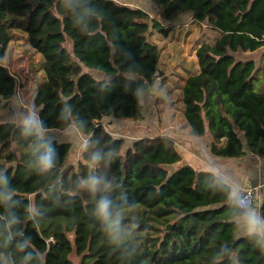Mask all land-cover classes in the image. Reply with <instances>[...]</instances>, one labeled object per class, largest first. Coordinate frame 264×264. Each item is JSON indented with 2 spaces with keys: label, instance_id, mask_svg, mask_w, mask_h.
Masks as SVG:
<instances>
[{
  "label": "trees",
  "instance_id": "16d2710c",
  "mask_svg": "<svg viewBox=\"0 0 264 264\" xmlns=\"http://www.w3.org/2000/svg\"><path fill=\"white\" fill-rule=\"evenodd\" d=\"M151 1L160 8L161 21L117 0H92L102 16L84 33L71 23L62 0H0V57L13 30L25 33L41 55L45 81L34 103L50 131L64 127L60 110L71 103L74 115L86 122L87 136L98 142L91 147L115 150L102 171L118 179L117 201L123 198L134 205L124 209V219L134 222L127 224L131 231L126 243L136 251L125 256L91 222L92 197L76 188L79 178L91 171L86 153L76 166L67 165L72 144L58 141V169L51 177H41L29 168L28 153L17 143L16 127L5 113L0 114V169L16 189L15 211L34 247L44 253V264H76L73 256L79 264H264V248L249 238L236 239L238 226L223 193L213 187V172L190 167L169 172L167 166L182 160L172 136L139 139L124 151L126 141L103 126L109 119L144 120L141 101L124 90L117 66L140 65L154 85L159 48L150 36H168L169 25L190 13L197 23L222 33L214 45L198 48L199 72L182 90L190 136H210V151L218 157H264V93L255 89L256 62H237L233 55L239 49L255 52L264 47V0ZM66 36L73 39L76 62L64 47ZM113 42L116 67L111 63ZM102 72L117 76L107 91L98 88ZM17 87L16 78L0 64V100L5 105ZM34 204L43 213L35 225L25 218L24 207ZM5 213L0 205V227ZM3 253L20 255L7 245L0 246Z\"/></svg>",
  "mask_w": 264,
  "mask_h": 264
},
{
  "label": "clouds",
  "instance_id": "9594fccd",
  "mask_svg": "<svg viewBox=\"0 0 264 264\" xmlns=\"http://www.w3.org/2000/svg\"><path fill=\"white\" fill-rule=\"evenodd\" d=\"M62 8L69 15L73 26L84 33L90 32L94 23L102 16V12L92 0H62ZM111 47L115 53L116 42H113ZM5 59L6 57H0V60ZM116 74L123 78L124 90L130 92L137 101H146L149 97L163 94V89L155 87L149 77L145 76L142 67L136 63H130L124 68L117 66ZM112 78L107 74L101 75L98 88L109 90L113 86ZM10 102L12 111L9 119L16 127L17 143L28 153L29 168L41 177L55 175L60 161L55 143H58L60 138L51 133L49 126L41 118L38 106L30 102L24 94L14 93ZM60 119L64 123L62 139H78L79 147L86 153L85 163L91 171L79 178L76 188L83 189L92 197L89 209L91 222L103 231L112 246L119 248L125 256L133 255L136 249L126 241L131 231L127 224L134 222L124 219V209L134 205L123 198L117 201L119 181L102 171L110 165L115 150L91 147L98 142L87 136L86 122L74 115L71 103L63 104ZM208 166L215 169L211 177L212 184L223 193L225 205L232 212L234 226H238V238H249L264 248V211L253 206L244 187L232 172L219 170L212 161L208 162ZM15 191L7 172L0 169V205L6 210L0 227V246L7 245L20 253L18 257H9L7 253H3L0 255V264H44V253L34 247L32 236L24 230L21 216L15 211L18 207ZM24 207L27 209L25 218L33 225L43 218L37 204ZM219 254L218 252L217 255ZM236 264H239L238 260Z\"/></svg>",
  "mask_w": 264,
  "mask_h": 264
},
{
  "label": "crops",
  "instance_id": "0c3cea01",
  "mask_svg": "<svg viewBox=\"0 0 264 264\" xmlns=\"http://www.w3.org/2000/svg\"><path fill=\"white\" fill-rule=\"evenodd\" d=\"M120 3H128V2L121 1ZM146 11H148V13L153 15V13H156V11L159 12L160 8H158L155 5L151 10H146ZM189 18H190V22H188L187 24L189 29L186 30L184 33H177V32L174 33L173 32L174 29L170 31L168 36H163L158 32H153L154 34L152 35L151 38V40L154 43H156L159 48V62L157 66L158 78L154 86L162 83L164 89H166V91H171V92L173 91L174 88H176V91H178L181 96V99L179 100L180 102L179 105H177L176 108L172 109V110L176 109L177 112L180 110L179 111L181 115L180 119L179 117L177 118V116L174 117L176 126L170 125L168 128L163 123H161L160 120L157 121V118H152V120L148 122L147 115L146 118H144V120H142L141 122H133L130 120L129 121L115 120V119H109L108 121L110 123L111 128L114 131L123 132L124 135L127 137H135L139 135L142 138H148V137L152 138L154 137L153 133L158 134L159 131L167 129L166 133L168 132V134L171 135L172 138L173 137L175 138L176 141L175 146H177L178 144L182 145L181 146L182 149L180 152L176 148L182 160L180 161L179 164L172 165L174 167L173 172L178 170L177 166L180 164H181L180 167L182 166L190 167L195 171L208 170L214 172L215 169L210 168L208 166V162L210 161L215 162L219 170L221 171L228 170L232 172L234 176L240 181V183L242 184L245 190L257 188L255 204L253 205L254 207H258L261 209V205L264 201V157L254 156L250 153H247V155L242 158L228 159V158L218 157L213 155L210 151V146L212 143L210 136H205L202 138H193L190 136L191 130L184 116L182 90L187 80L191 76L196 75L199 72V65H198L196 52L198 48L203 44L201 42L194 49L193 47H191V39H193V37L197 35V31L199 27L196 24L199 23L193 20L191 15H189ZM178 21L179 20H177L174 24H177ZM199 25L202 27L201 24ZM179 29L181 30V26ZM220 37L214 40L211 45H214L215 42ZM149 103L152 104V106H155V103H152L151 101ZM170 103L174 104V101H171ZM143 112H144V108H143ZM182 118H183L182 121L184 123H182L181 126L179 125L177 126L178 122ZM51 133L54 136L55 134L56 136H58L59 134L62 135L61 130L60 131L54 130L51 131ZM59 141L63 143H71L72 149L75 152V154L77 149L78 150L80 149L78 139H72L70 141H64V140H59ZM236 239H240L237 236V232H236Z\"/></svg>",
  "mask_w": 264,
  "mask_h": 264
},
{
  "label": "rangeland",
  "instance_id": "374dc122",
  "mask_svg": "<svg viewBox=\"0 0 264 264\" xmlns=\"http://www.w3.org/2000/svg\"><path fill=\"white\" fill-rule=\"evenodd\" d=\"M119 2L121 1H126L128 3H123L129 6H134V7H139L144 10H151L156 4L151 1V0H118ZM160 11H156V13H153L152 17H154L156 20L161 21V16L159 15ZM190 13L183 14L178 18V23L177 24H172L169 25L171 31L177 32V33H184L186 30L189 29L188 27V22H190L189 18ZM187 25V26H186ZM199 28L197 31V35L191 39V47L196 48L201 42L202 44H212L214 40H216L218 37L222 35V33L219 31L217 32L214 28H211L207 25H202V27L199 24H196ZM181 26V30L179 29ZM195 28V27H194ZM197 28V27H196ZM154 34V33H153ZM150 38H152V35ZM199 38V39H198ZM198 39V40H197ZM64 47L66 48L67 52L69 55L72 57L73 61H77L75 58V53H74V42L72 38H69L66 36V41L64 44ZM261 53L259 56V62H258V71L256 73V76H258L257 80L255 81V89L258 92H263L264 93V85H261V82H264V47L261 48ZM246 54H241L239 52L233 53L234 57L236 60H243L244 62L247 61L251 56V58H254L253 52ZM4 57H6L5 60H0V64L6 67L9 72L16 78L17 80V92H20L25 95V97L30 101L34 102V97L36 91H34V88L37 90L40 86L44 84L45 81V74L43 71L42 67V62L43 59L41 55L33 49L29 41L27 39V35L19 30H13L12 31V41L8 45ZM190 59V57H189ZM255 75V74H254ZM100 77L98 76V79ZM36 83V84H35ZM37 86V87H36ZM176 86V85H175ZM155 87L162 88L163 89V94L160 96L156 97H149L146 101H141L142 102V108H144V114L145 118L147 115L148 122L152 120V118H157V121L160 120L161 123H163L165 126L169 128L170 125H175V120L174 117L177 116L180 119V110L177 112V110H172L173 108H176L177 105H179V100L181 99L180 93L176 91V88L173 89V91H166L164 89V86H162V83L155 85ZM16 92V93H17ZM164 96V99H163ZM155 103V106H152L149 102ZM171 101H174V104L170 103ZM5 102L0 100V114L5 115V113H8L7 117L9 118L10 112L12 110V104L10 102V105H5ZM155 108V109H154ZM178 120V119H177ZM183 118L178 122L177 126H181L182 123H184ZM124 121H129V120H124ZM182 121V122H181ZM109 121H105L103 123V126L113 135L115 138L119 139H124L126 141L124 151L129 148L132 143L139 139H143L141 136L137 135L135 137H127L124 135L123 132H117L114 131L111 126ZM176 126V125H175ZM183 128V127H181ZM63 128L60 130L62 131ZM57 130V131H60ZM167 129H164L162 131H159L158 134L153 133L152 138L150 139H155V138H166L168 136H171L166 133ZM163 133V135H162ZM56 136V134H55ZM58 138L60 140L62 139V135H58ZM174 138V137H173ZM241 138L244 140L243 135L241 134ZM175 139V138H174ZM245 143V140H244ZM181 144H178L176 148L178 151H181ZM80 148V147H79ZM81 149V148H80ZM76 151L75 152L71 151V156L69 157L68 164L67 165H77L79 161L81 160L82 157V152L83 149ZM74 152V153H73ZM180 165L177 166V168H182ZM168 170L170 173L173 172L174 167L173 166H167ZM255 204V202H254ZM254 206V205H253ZM129 212V210H126V213ZM73 260L75 261L76 264H79L80 259L76 258L75 256L72 257Z\"/></svg>",
  "mask_w": 264,
  "mask_h": 264
},
{
  "label": "water",
  "instance_id": "95a60500",
  "mask_svg": "<svg viewBox=\"0 0 264 264\" xmlns=\"http://www.w3.org/2000/svg\"><path fill=\"white\" fill-rule=\"evenodd\" d=\"M110 46H112V43H110ZM112 48V47H111ZM261 49H258L257 51H255V52H253V56H254V58H251V56L252 55H250L249 57V59L247 60V61H255L256 62V68H255V70H254V72H253V75L255 74V71L258 69V62H259V56H258V54L260 55V53H261V51H260ZM237 52H239V53H241V54H248V53H246V52H244L242 49H239ZM249 53H251V52H249ZM114 54L115 53H113L112 52V58H111V63H112V66L113 67H116V64H115V62H114ZM239 60H237V62H238ZM240 61H243L242 59L240 60ZM103 74H107V73H99V77L101 76V75H103ZM108 76H111V77H113L112 78V80H114V79H116L117 78V76H112V75H109V74H107ZM36 84V83H35ZM37 87V86H36ZM222 112H223V110H222ZM223 116L225 117L226 115H225V113H223Z\"/></svg>",
  "mask_w": 264,
  "mask_h": 264
},
{
  "label": "built area",
  "instance_id": "2783aa9c",
  "mask_svg": "<svg viewBox=\"0 0 264 264\" xmlns=\"http://www.w3.org/2000/svg\"><path fill=\"white\" fill-rule=\"evenodd\" d=\"M247 196L249 197V200L252 204H254L255 202V197H256V193H257V188L254 189H246L245 190Z\"/></svg>",
  "mask_w": 264,
  "mask_h": 264
}]
</instances>
